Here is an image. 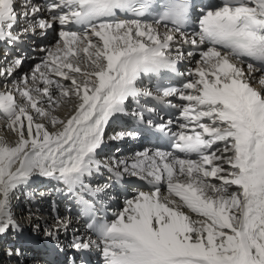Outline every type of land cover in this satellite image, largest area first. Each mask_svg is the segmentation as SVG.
Wrapping results in <instances>:
<instances>
[{
    "label": "snow or ice",
    "instance_id": "snow-or-ice-1",
    "mask_svg": "<svg viewBox=\"0 0 264 264\" xmlns=\"http://www.w3.org/2000/svg\"><path fill=\"white\" fill-rule=\"evenodd\" d=\"M20 8L0 0V45L15 50L0 62V114L14 136L0 139V239L63 251L67 220L22 239L12 211L14 194L42 179L92 221V235L69 245L80 258L264 264V0H201L195 19L193 0H22ZM50 34L53 46L38 47L40 63L21 75L22 45ZM184 61L194 67L180 71ZM142 98L178 109L175 128ZM124 117L126 127L108 136ZM152 136L170 150L146 148L107 166L110 180L136 177L148 190L112 220L97 219L105 209L95 198L113 184L89 181L106 142Z\"/></svg>",
    "mask_w": 264,
    "mask_h": 264
},
{
    "label": "bare ground",
    "instance_id": "bare-ground-1",
    "mask_svg": "<svg viewBox=\"0 0 264 264\" xmlns=\"http://www.w3.org/2000/svg\"><path fill=\"white\" fill-rule=\"evenodd\" d=\"M28 72L22 71L21 75L27 74ZM56 114H58L61 117H64L67 115V107L66 106H62L60 108H58L56 110ZM0 139H7L9 141L14 140V136L7 131V126H6V122L4 120V118L2 117V114H0ZM125 146V150L121 151H117V159L112 160V161H118V160H125L128 159L130 157H132L134 154L133 149H131L129 143L126 144V141H124L123 143L120 144L119 147ZM145 150V149H144ZM143 151V150H142ZM106 154V152L104 153ZM129 177V176H128ZM129 178H136V177H129ZM56 185L54 182H48L45 180H40L39 183L34 184L33 186H30V190L36 194V201L33 205H31L30 203H27L25 200V194L24 191L27 188H22L20 191L16 192L14 194V198L11 201L12 204V211L13 214H15V218L19 221H23L26 224H31L32 228L36 229L39 228L40 232H42V230L46 227H50L56 224V221L52 219V217L50 216V212L46 211L48 208V205L50 203V199H45L43 197H39L37 190L40 192V194L42 193H50V191H52V196L51 198H60V215H63V220H67L69 225L73 224L74 222V211H69V213H66V209L72 208L73 204L71 202V200L67 199L66 197L61 198V196H63L64 194L57 191L56 190ZM137 191V190H136ZM136 191H134L131 194V198L132 196L136 193ZM166 191V186H162V192ZM31 205L32 209H28V206ZM66 213V214H65ZM36 234H40L39 232H36ZM64 233H60V237H63ZM3 245L7 246L10 245V247H20L22 249V254L17 256V255H13L12 257L16 258L13 262H16L17 264H36L33 259H28L26 257L27 252H30V250L27 247H23L22 244L20 242H16V240L14 239L13 235H8L2 239H0V250H2ZM6 252V251H5ZM10 257L7 255V253L5 254V258ZM4 258V259H5ZM32 261V263L30 262ZM6 262L8 263V260H6ZM8 264H15V263H11L9 262Z\"/></svg>",
    "mask_w": 264,
    "mask_h": 264
},
{
    "label": "rangeland",
    "instance_id": "rangeland-1",
    "mask_svg": "<svg viewBox=\"0 0 264 264\" xmlns=\"http://www.w3.org/2000/svg\"><path fill=\"white\" fill-rule=\"evenodd\" d=\"M1 251H3V252H2V255H0V256L3 257V258H5V254H6V252H4V250H1ZM1 257H0V258H1Z\"/></svg>",
    "mask_w": 264,
    "mask_h": 264
}]
</instances>
